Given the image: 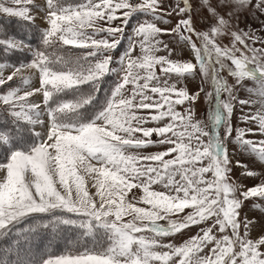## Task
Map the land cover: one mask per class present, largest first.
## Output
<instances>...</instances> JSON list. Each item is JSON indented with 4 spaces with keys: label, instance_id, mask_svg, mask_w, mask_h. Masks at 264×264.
<instances>
[{
    "label": "snow or ice",
    "instance_id": "1",
    "mask_svg": "<svg viewBox=\"0 0 264 264\" xmlns=\"http://www.w3.org/2000/svg\"><path fill=\"white\" fill-rule=\"evenodd\" d=\"M237 2L241 7L252 4V0ZM7 4L0 2V13L34 22L29 8L34 0H7ZM198 6L214 21L208 31L194 28L191 0L172 9L184 18L171 29H162L155 22L166 24L165 15L172 14L161 10V0H83L75 4L46 0V7L40 10L48 26L40 32L38 46L0 38L6 52L27 49L31 56L29 62L13 66L7 76L6 65L0 63V86L14 78L18 81L0 94V109L9 111L14 122L33 127L43 126L44 117L48 121L43 136L33 131L38 144L27 151L14 149L7 162L0 163V171L5 173L0 177V240L16 237L3 249L0 264H264V236L249 239L253 222L238 219L242 199L236 192L241 186L230 182L231 160L224 140L233 131L229 120L236 100L234 89L258 97L238 102L260 103L255 114H245L242 120L255 121L264 135V47H250L246 40L255 43L261 38L248 32H232V46H221L216 38L224 34L229 22L218 8L226 5L219 0L216 5L212 0H200ZM255 7L264 10V0H257ZM135 14L151 20L134 27L128 48L116 61L119 66L110 67L111 53L121 43L124 29L102 27L99 22L110 25L120 19L127 26ZM173 33L184 42L190 59L170 58L174 50L160 36ZM193 35L201 41L199 45ZM137 46L139 55H133ZM162 50L168 54L158 55ZM225 72L234 78L233 84ZM108 73L118 79L103 104L96 107L100 82ZM198 73L202 81L211 75L213 85L212 92L206 93L214 96L206 106L211 119L208 130L194 120L192 112L204 89L190 93L177 86ZM36 74L39 87L24 90ZM245 81L253 84L247 86ZM83 85L91 90L85 92ZM38 93H42L43 108L29 100ZM69 93L72 99L62 98ZM224 93L227 99L222 98ZM186 102L184 112L177 111L176 106ZM142 110L149 111L142 115ZM148 121L167 122L145 127ZM222 126H226L223 136ZM255 131L237 129L234 139L245 152L264 162V139L246 138ZM154 133L156 141L151 139ZM11 140L10 132L0 131V142L11 148ZM153 144L169 147L141 154ZM236 163L247 169L240 161ZM241 175L255 177L257 173L246 170ZM153 185L164 190H154ZM137 188L142 189L144 206L127 199ZM240 194L243 200L264 199V177ZM185 209L191 211L182 219H170ZM30 219L33 222L19 227ZM210 220L214 223L179 246L160 239ZM65 228L79 230L82 238L92 239L94 247L59 255H37L29 247L19 248L21 241L29 244L42 230L56 233ZM214 229L223 235L218 237Z\"/></svg>",
    "mask_w": 264,
    "mask_h": 264
},
{
    "label": "rangeland",
    "instance_id": "2",
    "mask_svg": "<svg viewBox=\"0 0 264 264\" xmlns=\"http://www.w3.org/2000/svg\"><path fill=\"white\" fill-rule=\"evenodd\" d=\"M0 2H5L7 4V0H0ZM132 3H137V2H142V0H130ZM162 2V11H167L172 14L170 15H165V19L168 21V23H162L160 21H155L157 23V26L162 28V29H171L173 28L180 19L184 18L182 15H178L175 12H172V9L176 7L177 4L179 6H183V0H161ZM193 4V9L194 11L192 12V18H193V26L196 29V31H208L209 26L214 24L213 19L210 17L208 11L202 10L198 5L200 0H191ZM220 3H224L226 6H222L218 8V11L221 15L225 17V19L228 20L229 26L228 29L224 31V34L222 36H219L216 38L217 43H219L221 46H227L231 47L232 46V32H248L250 36L254 34L255 37H260L261 40H264V10L261 8H256L255 5L257 3V0H252V4L248 5L246 7H241L237 0H219ZM218 3V0H212V4L216 5ZM7 6H12L10 4H7ZM46 7V0H34L33 5H29L31 14L35 17L34 21H36V24L41 28L47 27V20L44 18L45 14L42 12L40 9ZM123 10L118 11L117 15L120 16ZM6 17H14V16H8L6 14L0 13V25L3 24L4 30L9 27L8 25H5L7 23V20L5 19ZM2 19V20H1ZM145 20H151L150 16H145L142 14H135L130 20H129V26H124L122 24V20L118 19L115 21H112L111 24H107L105 22H99L100 26L102 27H116V26H121L123 27V35L124 32H127L126 35V40H124L122 43H120L118 46L121 47L119 50L113 52L112 51V56H113V61H114V67H118L119 65L116 63V61L119 60L120 56L122 53L128 48L129 45V37L133 36V29L139 22L145 21ZM6 22V23H5ZM10 31V30H6ZM6 36L0 34V38H15L17 40H22L19 39L15 36L7 35ZM106 34L102 33L101 36H105ZM121 37V41H122ZM100 38V37H97ZM193 40L196 41V43L199 45L201 41L195 36H192ZM136 39V38H134ZM160 39H162L165 43L169 44V47L172 48L173 54L171 55V59L174 60H187L190 59V52L187 50V48L184 47V42L179 40V36L177 34H163L160 36ZM261 40H257L255 43L252 42V40H246V43L249 44L250 47H264V43H261ZM25 42V41H24ZM28 44L27 42H25ZM118 47V48H119ZM162 47V46H161ZM237 47H242L241 45L237 44ZM81 50H79L77 53H79ZM23 52L26 55H30L27 49H24ZM158 55H167L166 50H162L161 52L157 53ZM133 55H139V47L137 46L135 52ZM30 60H25L20 57L18 54L17 56L12 55L10 52H6L2 46H0V63H3L6 65V68L4 69V75L7 76L11 74L13 71V66H18L20 63H27ZM157 73L159 74V66H157ZM27 74V73H26ZM225 78L228 80L229 84L234 83V78L229 76L226 72L223 73ZM114 77H116L115 82L117 81L118 77L116 74H114ZM247 86H251L253 82L251 81H245L244 82ZM18 81L16 78L13 79V81L8 82L4 86H0V94L6 93L7 90H9L13 86H17ZM115 83L111 86V88L114 86ZM178 87H185L190 93H195L199 88H203L204 92L200 93V96L198 98V101L195 103L194 106H192V112L194 115V120H199L201 123V126L205 128V130H208L211 125V120L210 116L206 112V106L209 104L210 100H214L213 97H209L206 95V93L212 92L213 85L211 83V75H209L208 79L206 81H202V76L201 74H197L195 78H187L178 83ZM39 87V76L36 74L32 81H31V86H24V90H32L33 88ZM87 88V87H86ZM85 88V89H86ZM110 88V89H111ZM109 89V90H110ZM84 90V89H83ZM102 92L101 99L99 102H97V107H99L101 104H103L105 100V95L104 92H106L104 89L100 90ZM100 92V93H101ZM107 93V92H106ZM233 94L236 96V100L233 101L234 104V109L233 113L230 117L229 123L232 126V134L226 138L225 144L228 149L229 157L231 160V173H230V182L235 183L239 186L238 191L236 192V196L240 199H242V205L241 208L239 209V217L238 219L240 221H244L245 219L251 220L253 223L249 226L250 230L248 232V238L252 239L253 241L259 239L260 237L264 236V199H259V198H249L247 200H243L241 197V190H246L248 187H252L260 182V178L264 177V167H260L257 165L254 166H249L247 165V169L243 167V169H238L234 164L236 163L234 159H239V157H242L243 160H245V163H249L252 159L255 160V156L253 154L245 152L239 145L238 142L235 141V135L237 129L240 128H252L255 131V134L253 133H247L246 138L248 139H253L257 140L255 136H258L261 139H264V135L260 134L258 131V125L256 124L255 121H244L242 120V116L245 114H255L258 109L261 108V105L259 102L252 104L251 106L249 105H241L238 101L241 99H249V100H258V97L249 94L246 90H240V91H235ZM104 95V96H103ZM66 97V98H65ZM63 99H72V95L69 93L65 96L62 97ZM222 98L227 99L228 94L224 93L222 95ZM30 102L38 103L41 105L43 108V96L42 93H38L34 95L33 97L29 98ZM188 107V104L186 102L185 105H177L176 109L177 111H180L181 113L184 112L185 108ZM7 112L9 115V111L3 110ZM149 110H142L140 114L146 115ZM89 112V111H88ZM90 113V112H89ZM45 119V124L43 126L41 125H36V126H31L28 123V128L30 129L31 132L33 131H39L41 132V135L43 136L44 133L47 131L48 127V121L47 118L44 117ZM23 122V121H22ZM167 121L164 122H152L148 121L144 126L145 127H157V126H162L163 123H166ZM226 126H222L221 128V134L223 136V129ZM29 131V132H30ZM153 141H156L158 139L157 135L154 133L151 137ZM30 145L24 146V147H19L17 145L11 144V148L8 146L1 148L2 155H0V163H6L7 162V157L10 155V152L14 149H19V150H24L27 151L30 146L38 144L37 138L34 136V134L29 138ZM2 143V142H1ZM169 145H163L160 146L158 144H153L149 146L148 148L144 149L141 154H150V153H155L157 151H163L165 150ZM3 157V158H2ZM251 158V159H250ZM255 162V161H254ZM207 162L205 161V164ZM237 170V171H236ZM246 170H252L257 173V176L255 177H246L242 176L241 173L245 172ZM5 173L0 171V177H2ZM210 176V174H209ZM154 190L162 191L164 190L161 185H153L152 186ZM95 189L90 188V192H94ZM143 195L142 189H133L131 192L128 193L127 199L130 202L137 203L138 206H144L142 202H140V198ZM255 204H259L260 207H254ZM191 209H185L184 213H180L178 216H172L170 219H182L185 214H187ZM125 219H130V217H126ZM163 223V221H162ZM212 223H214V220H210L207 223H203L199 226H191L188 229L183 230L181 233L174 234L171 237H162L160 238L162 243H172L176 246H179L182 244L185 240L189 239L193 235L197 234L199 229L202 227H207L210 226ZM218 229V226H217ZM216 231L217 236L223 235L222 233H219L217 230ZM241 235L244 234V226L243 223L241 224ZM145 235H151V233H144ZM230 234V231L229 233ZM94 247V246H93ZM239 249H237L238 251ZM208 250L205 249V252ZM57 255V254H56Z\"/></svg>",
    "mask_w": 264,
    "mask_h": 264
},
{
    "label": "trees",
    "instance_id": "3",
    "mask_svg": "<svg viewBox=\"0 0 264 264\" xmlns=\"http://www.w3.org/2000/svg\"><path fill=\"white\" fill-rule=\"evenodd\" d=\"M68 3H81L83 0H67ZM7 23L5 25H8V30H4L3 24L0 25V34L6 36L5 34H9L11 36H15L17 38L23 39L25 42L30 44L32 47H36L39 44V36L42 29L36 24V21L29 23L21 18L17 17H6ZM2 20V19H1ZM129 24V23H128ZM127 24V25H128ZM129 26V25H128ZM128 31L124 32V36L122 37L121 43L126 40V35ZM121 45V44H120ZM119 45V46H120ZM118 46V47H119ZM116 48L113 52L119 50L121 47ZM73 51L78 52L79 49H74ZM12 55L17 56V54L25 60H30L31 56L26 55L23 51H12L10 52ZM114 61L110 65V67H114ZM116 77H114L113 73L106 74L101 82H100V90H105L108 94H110V88L115 83ZM87 87V88H86ZM82 88L85 92L90 91L89 85H83ZM86 88V89H85ZM99 91L97 93V100H96V107L97 102L101 99L102 92ZM104 92V95L106 94ZM101 95V96H100ZM103 95V96H104ZM65 96V95H64ZM66 98V97H65ZM92 107L89 106L87 111L90 113L92 112ZM211 120V119H210ZM0 131L3 132H10L12 140L11 144L14 143V145L17 146H29V138L33 135V132L30 131L28 128V124L26 122L17 121L14 122V118L9 115L7 112L0 109ZM30 131V132H29ZM7 145H4L0 142V155H2L3 150L1 148H4ZM3 158V157H2ZM47 218V217H43ZM33 222L31 219L29 221H26L24 224L19 225L20 228H23L25 224ZM16 239L15 236H10L9 238L0 240V256L3 255V249L6 246H11L12 241ZM99 239V238H97ZM94 244L92 239H84L80 236V232L77 229L74 228H65L59 232L53 233L50 230H42L40 231L29 244H25L23 241L19 244V248L21 250L25 249L26 247H29L31 251L37 255H59L64 254L67 251H76L77 249L83 250L85 248L91 249L93 248Z\"/></svg>",
    "mask_w": 264,
    "mask_h": 264
},
{
    "label": "crops",
    "instance_id": "4",
    "mask_svg": "<svg viewBox=\"0 0 264 264\" xmlns=\"http://www.w3.org/2000/svg\"><path fill=\"white\" fill-rule=\"evenodd\" d=\"M255 138L257 139V140H260L261 138H259L258 136H255ZM251 159V158H250ZM234 161L235 162H237V161H240L241 162V164L242 165H250V166H254L255 165V167L257 166V165H259L260 167H264V162H261V161H259L257 158H255V160H251V161H249V163H245L244 161L245 160H243V158L242 157H239V159H234ZM255 161V162H254ZM238 169H243V167H241V166H237V163H235L234 164ZM248 165V166H249ZM237 171V170H236Z\"/></svg>",
    "mask_w": 264,
    "mask_h": 264
}]
</instances>
